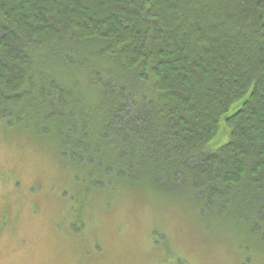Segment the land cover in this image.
<instances>
[{"label":"trees","instance_id":"trees-1","mask_svg":"<svg viewBox=\"0 0 264 264\" xmlns=\"http://www.w3.org/2000/svg\"><path fill=\"white\" fill-rule=\"evenodd\" d=\"M3 117L88 186L180 191L264 242V0H0Z\"/></svg>","mask_w":264,"mask_h":264},{"label":"rangeland","instance_id":"rangeland-1","mask_svg":"<svg viewBox=\"0 0 264 264\" xmlns=\"http://www.w3.org/2000/svg\"><path fill=\"white\" fill-rule=\"evenodd\" d=\"M228 139L223 117L206 148ZM58 148L52 132L0 118V264H264V242L234 215L140 181L88 186Z\"/></svg>","mask_w":264,"mask_h":264}]
</instances>
